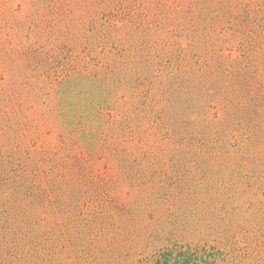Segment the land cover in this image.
Here are the masks:
<instances>
[{
    "label": "rangeland",
    "instance_id": "obj_1",
    "mask_svg": "<svg viewBox=\"0 0 264 264\" xmlns=\"http://www.w3.org/2000/svg\"><path fill=\"white\" fill-rule=\"evenodd\" d=\"M92 1L0 0V19L44 21L42 37L30 35V42L53 56L62 77L97 71L106 43L111 57L125 51V75L117 74L122 85L103 119V136L112 140L98 145L95 157L60 154L68 155L59 162L69 178L85 169L91 198L84 201L94 204L79 220L73 215L72 227L83 218L92 223L77 264H153L175 248L205 249L216 264H264V0H137L138 9L125 0V29L89 52L78 48L69 23L78 27L84 19L89 35L82 12ZM10 32L0 34V49L15 39ZM0 64L3 85L20 64L1 51ZM40 94L41 108L49 109L48 88ZM60 133L52 122L42 133L48 144L30 151L56 152ZM34 156L47 169L43 155ZM37 244L29 241V255ZM73 262L74 254L61 260Z\"/></svg>",
    "mask_w": 264,
    "mask_h": 264
},
{
    "label": "trees",
    "instance_id": "obj_2",
    "mask_svg": "<svg viewBox=\"0 0 264 264\" xmlns=\"http://www.w3.org/2000/svg\"><path fill=\"white\" fill-rule=\"evenodd\" d=\"M136 1L133 0L132 6L138 9ZM89 7V10L82 12V15L86 14L89 35L83 33L84 19L78 18V27H75L74 21L69 24L76 30L78 48L83 46L86 51L93 52L97 43L110 37L114 42L121 34V28L125 29V0H100L99 3L93 0ZM129 12H132V8ZM117 15L123 21L122 27H118L117 21L113 20ZM59 22L54 21L55 24ZM0 24V34L5 29L11 31L8 38L12 32L17 33L15 39L12 41L10 38L8 45H3L0 51L5 60H14L16 56L20 64L15 72L7 71L14 73L9 83L0 85V264H61L63 259H72L73 254L78 260L73 264H77L81 262V251L86 250L83 236L92 225L90 220L83 218L81 227H72L73 223L76 224L73 215H78L79 220L92 202L84 201L89 191L85 185L88 180L84 179L87 172L81 168V172L76 173L77 179H71L62 170L66 164L59 160L67 161L68 155L77 150L87 154L90 152L95 157L98 145H107L112 140L103 136V119L109 117L106 103L112 102L116 90L122 85L117 74L121 72L125 75V51L111 57V53L106 52L110 45L106 43L97 71L62 77L64 73H60L54 65L53 56L36 49L30 42V35H35L37 40L42 37L43 20L38 24L32 16L3 17ZM22 38L28 40L27 45ZM80 63L88 66L84 58H80ZM174 72L176 74L177 71ZM156 74L161 84V71L156 70ZM172 74L169 77L174 76ZM44 88L49 90V94L44 95V102L49 99L51 103L49 109L41 108L40 92ZM146 92L149 95V91ZM144 100L152 103L148 97ZM52 122L58 124L61 131L57 139L60 140L58 150L50 153L30 151L37 147L38 142L47 143L42 133ZM118 129L110 127L111 132ZM63 152H68V155L60 156ZM32 153L43 155L41 158L47 164L44 166L47 169H41L38 157H31ZM59 197L63 198V201H59L61 204L57 201ZM84 226L87 230L83 229ZM29 241L38 242V251L34 255L27 253ZM72 247L75 248L73 253ZM200 251L203 252L202 256H199ZM66 254L68 256L63 258ZM212 258L205 249L186 248L181 251L175 248L165 249L152 262L216 264ZM85 260H82V264Z\"/></svg>",
    "mask_w": 264,
    "mask_h": 264
}]
</instances>
